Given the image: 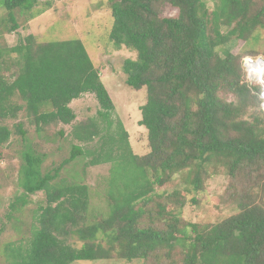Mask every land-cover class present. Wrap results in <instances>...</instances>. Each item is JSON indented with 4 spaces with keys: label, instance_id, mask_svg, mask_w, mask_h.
<instances>
[{
    "label": "trees",
    "instance_id": "trees-1",
    "mask_svg": "<svg viewBox=\"0 0 264 264\" xmlns=\"http://www.w3.org/2000/svg\"><path fill=\"white\" fill-rule=\"evenodd\" d=\"M165 1L179 9L178 17L161 16ZM214 1L210 12L205 0H110L111 40L138 55L125 62L127 84L147 90L139 124L148 131L150 148L142 156L133 152L122 123L119 136L110 133L115 105L81 40L38 44L29 35L15 47L0 48V145L13 134L4 120L25 111L38 132L53 123L71 125L76 119L71 103L87 93L97 98L99 116L108 126L99 150L75 145L71 156L45 175L43 157L25 150L22 186L30 194L46 192L48 206L36 217L28 245L9 246L8 264H72L116 256L154 257L155 264H264V202L251 192L238 193L239 213L217 224L185 222L183 201L170 211L164 202L157 209L151 205L156 187L177 173L189 172L193 189L201 192L214 157L230 161L234 176L244 166L264 162V116L241 119L255 100L254 88L243 80L242 62L228 47L264 29V0ZM3 5L10 32L20 28L16 12L31 20L48 8H40V0H3ZM13 53L17 70L10 80L2 70H11L5 56ZM222 91L243 101H225ZM262 102L261 97L264 111ZM74 129V138L87 143L103 131L94 120ZM17 131L26 135L21 122ZM86 154L92 155L89 166L112 163L108 208L93 215L87 185L56 181L67 164ZM74 237L83 243L80 248L69 242Z\"/></svg>",
    "mask_w": 264,
    "mask_h": 264
},
{
    "label": "rangeland",
    "instance_id": "rangeland-1",
    "mask_svg": "<svg viewBox=\"0 0 264 264\" xmlns=\"http://www.w3.org/2000/svg\"><path fill=\"white\" fill-rule=\"evenodd\" d=\"M212 12L216 7L214 0H205ZM261 4L263 0H256ZM51 4V7H49ZM41 6L48 8L38 17L29 20L26 14L16 12L20 28L10 32L8 11L0 0V48H12L23 41V38L33 35L38 44L49 41H65L79 39L85 45L89 56L99 71L101 79L108 89L115 110L112 115L113 126L110 133L119 136L122 123L128 132V141L135 154H148L150 148L148 131L139 124L142 118L141 107L146 103L147 90H136L127 84V74L124 65L127 59H137V52L122 46L118 48L111 40L110 33L114 24L112 4L110 0H40ZM163 17H178L179 9L165 1L160 5ZM231 52L242 62V78L254 88L255 100L243 110L241 119L252 121L256 116H264L261 108L263 84L252 76L245 66V61L264 60V29H257L248 42L239 40L228 46ZM227 47V48H228ZM220 54H223V52ZM10 62L11 70H2V75L12 79L17 66L14 59L17 53L5 56ZM250 71V72H249ZM255 77V78H254ZM259 89V91H258ZM220 96L228 102L241 103L243 100L236 94L220 92ZM18 100V99H17ZM19 101V100H18ZM21 102V100L19 101ZM71 107L76 113V119L71 125L53 123L38 132L36 125L30 121L25 111L18 118L4 120L13 132L11 139L0 145V264H8L9 246H27L32 229L38 226L36 217L41 208L48 206L46 192L28 193L22 186V169L26 165L25 150L33 155L42 156V174L53 172L54 169L68 159L73 146H82L86 150L97 151L101 148L107 134L108 126L99 116L100 104L92 93L84 94L74 100ZM94 120L103 130L90 142H80L73 136L76 126ZM21 122L26 135L17 131ZM92 155L79 156L67 164L60 173V182L65 178L85 184L90 189L91 214L106 211L108 204L107 182L111 176L112 163L99 166H89ZM208 172L203 174L204 185L201 192H195L191 185L189 172L177 173L173 180L165 186L156 187L152 198L157 209L158 204L165 203L167 210H175L180 201L185 202L182 208V218L185 222L200 224H217L226 218L239 213L240 192H251L253 199L264 202V162L254 166H244L231 174V162L225 158L214 157L207 166ZM56 181L52 183L55 184ZM17 205L16 208L14 207ZM157 206V207H156ZM147 208V207H146ZM74 247L80 248L83 243L76 237L69 241ZM11 249V248H10ZM155 258L135 259L128 261L119 257L106 260L76 261L72 264H155Z\"/></svg>",
    "mask_w": 264,
    "mask_h": 264
},
{
    "label": "bare ground",
    "instance_id": "bare-ground-1",
    "mask_svg": "<svg viewBox=\"0 0 264 264\" xmlns=\"http://www.w3.org/2000/svg\"><path fill=\"white\" fill-rule=\"evenodd\" d=\"M249 63L251 64L249 70L253 74L252 76H255L259 80L258 82L264 84V60L259 62L250 61Z\"/></svg>",
    "mask_w": 264,
    "mask_h": 264
},
{
    "label": "built area",
    "instance_id": "built-area-1",
    "mask_svg": "<svg viewBox=\"0 0 264 264\" xmlns=\"http://www.w3.org/2000/svg\"><path fill=\"white\" fill-rule=\"evenodd\" d=\"M250 65H251V64H250L249 62H247V60H246V61H245V66H246L247 69L249 68ZM254 78H255V77H254ZM263 86H264V84H263ZM261 97H262V100H263L262 105H263V107H264V87H263V92H262Z\"/></svg>",
    "mask_w": 264,
    "mask_h": 264
}]
</instances>
